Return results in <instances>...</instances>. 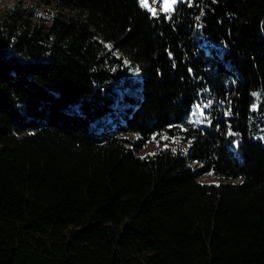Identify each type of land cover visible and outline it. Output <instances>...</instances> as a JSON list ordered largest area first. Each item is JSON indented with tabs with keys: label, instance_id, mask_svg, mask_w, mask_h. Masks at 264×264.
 <instances>
[{
	"label": "trees",
	"instance_id": "1",
	"mask_svg": "<svg viewBox=\"0 0 264 264\" xmlns=\"http://www.w3.org/2000/svg\"><path fill=\"white\" fill-rule=\"evenodd\" d=\"M36 1L0 11V264H264V0Z\"/></svg>",
	"mask_w": 264,
	"mask_h": 264
},
{
	"label": "snow or ice",
	"instance_id": "2",
	"mask_svg": "<svg viewBox=\"0 0 264 264\" xmlns=\"http://www.w3.org/2000/svg\"><path fill=\"white\" fill-rule=\"evenodd\" d=\"M138 2V7L140 9H143L150 18L152 19H159L161 15L164 16L165 19H171L172 14L176 11V6L180 3H187L189 7H192V3L190 0H137ZM216 0H213V3H215ZM203 11H201V15H203ZM199 20V17H197ZM105 47L108 48L109 51L112 50V46L105 44ZM127 63V61H125ZM253 96H256L257 93H253ZM212 106V101L209 100L205 104L197 105L196 106V111L192 113V116H196L197 113H199V116L202 117L204 120H207V116L205 115V109L210 108ZM256 110V106L253 105V111ZM231 115V109L229 108L225 112V116ZM190 123H198L196 120H191L189 121ZM208 123H211L208 121ZM229 136H236L238 133H234L231 130L228 132ZM164 139H168V137H164ZM239 141H233V144L235 147H239ZM189 147H191V141H189ZM175 151V150H173ZM143 158V157H142ZM208 175H212V173H208ZM218 186V185H217Z\"/></svg>",
	"mask_w": 264,
	"mask_h": 264
},
{
	"label": "rangeland",
	"instance_id": "3",
	"mask_svg": "<svg viewBox=\"0 0 264 264\" xmlns=\"http://www.w3.org/2000/svg\"><path fill=\"white\" fill-rule=\"evenodd\" d=\"M17 1H21L23 3V5H28V6H35L36 8H38L39 10L43 11L46 10L48 11L49 7L46 6H41L39 7V5H37V1L36 0H0V11H4L6 8L13 6ZM138 82H142V77L140 76V74L137 75L136 77ZM196 111V107L194 109ZM192 120H196L198 122H200L201 117L199 116V113H197L196 116H191ZM132 135H129V138H132ZM165 142H167L168 144H171L173 146H178L181 149H184L183 144L180 142H177L175 140H166ZM162 147L161 142L155 137L154 140L147 146L145 147V149H143L142 151H140L138 154L140 156H144L146 154H152L154 152H156L157 150H159ZM200 181L202 182H207V183H215V182H219L222 180L221 177L216 176L212 173V175H208L205 174L203 176H201L199 178Z\"/></svg>",
	"mask_w": 264,
	"mask_h": 264
}]
</instances>
